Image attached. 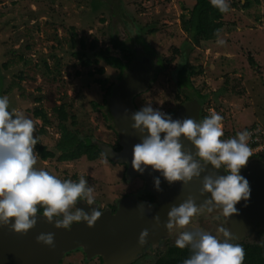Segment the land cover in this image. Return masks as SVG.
<instances>
[{
  "label": "rangeland",
  "instance_id": "1",
  "mask_svg": "<svg viewBox=\"0 0 264 264\" xmlns=\"http://www.w3.org/2000/svg\"><path fill=\"white\" fill-rule=\"evenodd\" d=\"M246 1L227 0L231 12L220 35L223 45L203 42L198 48L181 25L182 15L192 10L194 0H0V96L7 95L10 109L33 120L34 135L39 137L34 151L38 153L42 145L56 155L47 161L39 156L36 167L61 180L84 177L94 189V205L101 212L124 196L139 201L156 197L138 177L126 174L122 164L104 153L119 140L112 120L105 115L104 91L97 82L106 79L116 86L121 81L120 72L99 57L106 49L113 55L120 54L113 48V37L128 45L131 35H140L161 58L173 59L169 70L159 71L157 60L151 63L138 52L137 59H145L150 67L152 82L135 97L137 109L151 105L171 116L188 102L187 97L196 99L199 92L203 97L201 112L221 115L223 131L237 133L257 124L264 128V0L251 1L247 9L243 7ZM152 29L156 32L151 34ZM82 39L86 50L82 49ZM94 41L97 49L90 50ZM82 58L98 60V64L86 68ZM187 65L202 69L203 74L192 77L191 89L181 90L178 72ZM98 69L104 74L89 76ZM62 104L69 115L67 132L78 141L90 138L103 156L75 160L59 149L71 144L54 112ZM38 109L44 111L49 124L35 117ZM245 215L240 209L231 217L219 215L216 207L211 212L201 209L185 229L169 232L129 264H155L170 246H175L179 231H192L191 225L197 223L198 229L213 235L218 227L225 229L230 243L263 244L264 225L258 217ZM237 221L249 222L245 231H237ZM219 236L224 239L222 233ZM60 264H103V260L99 256L90 258L79 248L67 253Z\"/></svg>",
  "mask_w": 264,
  "mask_h": 264
},
{
  "label": "clouds",
  "instance_id": "2",
  "mask_svg": "<svg viewBox=\"0 0 264 264\" xmlns=\"http://www.w3.org/2000/svg\"><path fill=\"white\" fill-rule=\"evenodd\" d=\"M213 7L221 13H227L230 6L227 0H210ZM219 31L216 43L223 45ZM132 129L141 134V142L133 146L132 168L143 173L146 168L159 172L172 184H187L193 178H199L204 169L201 162L210 164L213 169H223L226 175L213 172L204 176L201 194L210 193L211 198L201 207L211 212L219 208V215L231 217L237 214L236 205L250 197L248 180L240 174L251 155L247 143L250 132H237L234 137L224 136L221 115L212 112L202 120L192 118L172 119L151 105H145L131 115ZM35 125L32 119L22 112L10 109L7 95L0 96V226H10L17 234H27L37 223V213L47 223L55 219L56 229H69L74 224L86 223L94 226L101 212L89 207L85 212L77 207V202L94 204V189L84 177L77 181L61 180L43 168H37L39 154L34 151L39 137L34 135ZM163 134V137L162 135ZM181 137L195 147L193 159L190 151L183 148ZM154 186L159 190L160 179L154 178ZM74 208V210H73ZM201 211L192 197L168 212V221L164 227L170 233L176 229H185L193 217ZM157 225L159 219L157 218ZM222 233L224 239L220 238ZM147 230L141 232L139 243H145ZM229 232L223 228L213 235L200 229L179 231L175 245L180 249L190 247L192 254L183 264H241L243 249L239 244L230 243ZM219 237V238H218ZM37 243L53 248L54 234L41 233Z\"/></svg>",
  "mask_w": 264,
  "mask_h": 264
},
{
  "label": "water",
  "instance_id": "3",
  "mask_svg": "<svg viewBox=\"0 0 264 264\" xmlns=\"http://www.w3.org/2000/svg\"><path fill=\"white\" fill-rule=\"evenodd\" d=\"M152 82L150 67L145 59H137L126 75L114 87L109 99V110L113 126L119 133L120 151L105 148V155L116 163H126L130 176H140L146 185L147 191L156 196L155 204L140 203L134 197L119 200L115 214L101 213L94 226L86 223L73 225L71 228L56 229L55 219L52 224L37 213V223L27 234H17L10 226H0V264H60L63 257L72 251L82 248L88 257L99 256L103 264H129L142 255L150 245L158 243L169 230L164 225L168 221V212L173 206L192 197L198 208L211 198L210 193L201 194L204 176L215 172L217 175H226L222 169H213L210 164L201 162L204 171L199 178H193L187 184L174 182L169 184L164 177L151 168L143 173L135 171L131 166L133 146L141 142V134L132 129L131 115L137 109L134 103L136 96L146 91ZM172 119L192 118L200 120L201 105L191 101L171 115ZM163 137V134H161ZM183 148L198 159L195 147L190 141L181 137ZM246 170L241 168L250 187V197L247 201L241 200L236 208L245 212V216L258 217L262 221L264 209V164L252 163ZM154 178L160 179L159 190L154 186ZM215 208V207H213ZM84 210L89 212V207ZM157 218L159 225H157ZM237 231H245L249 222L237 221ZM247 227V226H246ZM147 230L148 236L144 244L139 243L142 231ZM53 233V248L37 243L36 237L41 233ZM244 233V232H243ZM242 234V233H241Z\"/></svg>",
  "mask_w": 264,
  "mask_h": 264
},
{
  "label": "trees",
  "instance_id": "4",
  "mask_svg": "<svg viewBox=\"0 0 264 264\" xmlns=\"http://www.w3.org/2000/svg\"><path fill=\"white\" fill-rule=\"evenodd\" d=\"M251 1L260 3V0H248L244 4V8H250ZM229 4V3H228ZM230 5V4H229ZM231 12V8L227 13L219 12L215 7L212 6L210 0H194V6L188 14H184L181 17L182 30L188 35L191 39V43L195 47H201L203 42H215L217 36L215 35L217 30L219 31V37L222 34V31L225 27V18ZM155 30H151L150 33H155ZM131 43L126 45L120 39L113 37L112 44L113 48L116 51H119L118 56L113 55L110 49H106L99 53V57L102 58L109 66L114 67L120 72V78L122 79L126 73L130 70L133 63L137 60L138 52H142L148 60L153 63L154 60H157L159 63V71L169 70L173 59H164L158 55L156 49L151 46L146 40L143 39L140 35H131ZM81 46L83 50L87 49V44L85 40H81ZM74 46V45H73ZM90 50L97 49V42L94 41L91 43ZM78 53H74V57H79ZM250 63L253 65L254 61L251 59ZM98 64V60H91L89 58H82V65L84 67H91L92 65ZM170 65V66H169ZM96 73L103 75L104 70L98 69L96 72H89L90 77H94ZM203 74V70L199 71L191 66H184L178 72L177 84L179 89H191L192 86V77ZM156 79V77H155ZM97 82L101 85L102 90L104 91V107L106 111V117L111 118V113L109 110V99L112 95V91L115 87L114 84L109 83L106 79H97ZM198 100H201L203 97L199 92L195 93ZM188 102L194 100L193 98L187 97ZM186 102V103H188ZM102 106V105H101ZM54 112L57 116L59 122V128L63 131H66L65 137L70 141L69 145L59 146V149L66 151V153L71 154V158L80 159L85 156L89 159H97L98 156L102 155L101 149L95 145L90 138H86L83 141H78L74 135H71L67 132L68 127L66 123L69 120V115L67 112L66 105L62 104L54 109ZM207 115L204 112H201L200 120L204 119ZM36 118H42L44 124H49V120L46 118L44 111L38 109L35 112ZM75 117H72V125H75ZM113 122V121H112ZM114 128V126L112 127ZM115 129V128H114ZM116 151L121 150L119 141H117L116 146L114 147ZM38 154L42 160L47 161L54 159L56 157L55 153L49 151L45 146L38 147ZM103 156V155H102ZM127 166V165H126ZM42 214V212H40ZM243 249V259L241 264H264V243L259 245H246L241 246ZM192 254V251L184 248L180 249L178 247H170L168 251L161 257L158 258L155 264H183V261Z\"/></svg>",
  "mask_w": 264,
  "mask_h": 264
},
{
  "label": "flooded vegetation",
  "instance_id": "5",
  "mask_svg": "<svg viewBox=\"0 0 264 264\" xmlns=\"http://www.w3.org/2000/svg\"><path fill=\"white\" fill-rule=\"evenodd\" d=\"M146 60H147V58H146ZM191 101H197L199 104H200V100H198V99H194V100H191ZM191 101H189V102H191ZM188 102V103H189ZM187 104V103H186ZM185 104V105H186ZM116 133H117V135H118V137H119V133L117 132V130H116ZM119 145H120V137H119ZM116 145H114V146H112L111 148L113 149V150H115L114 149V147H115ZM121 147V146H120ZM121 149H122V147H121ZM116 151V150H115ZM120 151V150H119ZM264 154V153H263ZM263 154L261 155V157L260 156H257V157H254V158H251V159H249L248 160V162H247V164L245 165V168H246V170H248L249 171V167L251 166V164L252 163H261V164H264V158L263 159H261L262 158V156H263ZM117 164H122V166L125 168V173L127 174L128 173V165L126 164V163H117ZM127 165V166H126ZM223 170V169H222ZM224 171V170H223ZM132 177H138L139 179H140V181L145 185V182H144V180L140 177V176H132ZM127 197H129V196H124L123 198H127ZM122 198V199H123ZM135 199H137L136 197H134ZM121 200V199H120ZM146 200V203L147 204H155L156 202H157V199H156V197H154V196H152V197H146V198H144V200L143 199H141V201H139L140 203H143L142 201H145ZM118 203H119V201L118 202H116V205H112V206H110V207H108V209L106 210V211H103V212H101L100 210V212L101 213H106V212H109V213H111V214H115L116 213V211H117V209H118ZM77 207H79L80 209H82L83 211H85L84 210V208L85 207H96L94 204L93 205H91V206H88V205H86L84 202H81V201H78L77 202ZM97 208V207H96ZM98 209V208H97ZM200 209H207V207L206 208H200ZM86 212V211H85ZM262 219H263V221L260 219V218H258V220H259V222L262 224V225H264V217H263V212H262ZM222 223H224L223 221H221ZM193 224H196V223H193ZM191 226H193L194 227V229H197L198 228V223H197V227L195 226V225H191ZM222 226V225H221ZM227 228V226H226V223H224V228ZM220 227H218L217 228V230L219 229ZM193 229V230H194ZM192 230V231H193ZM215 235L217 234V231H216V233H214ZM176 246V245H175ZM175 246H170V247H175ZM169 247V248H170ZM185 248H187V249H189V250H191V248L190 247H185ZM192 251V250H191ZM102 259V258H101Z\"/></svg>",
  "mask_w": 264,
  "mask_h": 264
},
{
  "label": "built area",
  "instance_id": "6",
  "mask_svg": "<svg viewBox=\"0 0 264 264\" xmlns=\"http://www.w3.org/2000/svg\"><path fill=\"white\" fill-rule=\"evenodd\" d=\"M246 130L250 132V136L247 141L251 149V155L249 159L261 156L264 153V128L261 125L257 124L250 128H247ZM223 132L224 136L222 137V139L234 137L236 135V133H230L226 129Z\"/></svg>",
  "mask_w": 264,
  "mask_h": 264
}]
</instances>
